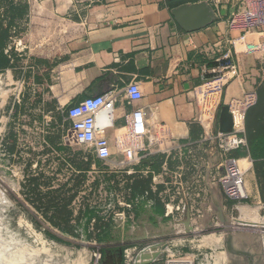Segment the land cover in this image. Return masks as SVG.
I'll return each instance as SVG.
<instances>
[{"label": "crops", "instance_id": "0c3cea01", "mask_svg": "<svg viewBox=\"0 0 264 264\" xmlns=\"http://www.w3.org/2000/svg\"><path fill=\"white\" fill-rule=\"evenodd\" d=\"M195 1L26 0L32 9L20 20L40 36L53 28L51 37L56 40L34 64L41 144L50 141L68 152L88 151L87 166L101 167L106 176L120 174L132 183L135 210L148 216L146 230L153 236L214 230L220 222L256 226L263 220L264 224V158L255 163L248 148L234 154L239 163L251 161L244 176L248 199L229 202L213 182L216 149L202 145L204 138L219 132L221 107L245 91L257 95L264 90L258 65L264 34L228 27L230 9L235 8V16L243 0H206L220 20L186 33L169 10ZM38 22L40 31L35 30ZM226 51L240 76L232 79L225 73L201 80L200 71L219 65L214 60ZM103 95L112 97V108L96 123L109 144L108 161L78 147L70 132L73 107ZM128 126L144 151L139 164L127 162L115 148L116 137ZM257 129L264 132V99L247 113L245 138L246 132ZM188 145L191 155L182 154L178 147ZM139 183L142 190L136 187ZM159 198L165 199L164 205ZM226 203L244 204L247 217L232 218L233 210L228 211Z\"/></svg>", "mask_w": 264, "mask_h": 264}, {"label": "rangeland", "instance_id": "374dc122", "mask_svg": "<svg viewBox=\"0 0 264 264\" xmlns=\"http://www.w3.org/2000/svg\"><path fill=\"white\" fill-rule=\"evenodd\" d=\"M11 7L13 12L5 17ZM30 8L26 0H0L1 24L8 27L10 18L14 23L8 27L5 50L16 60L12 75L0 70V264H136L140 253L156 243H167V249H159L160 260L150 264H232L228 245L260 256L259 264H264L263 220L256 226L220 222L214 230L150 235L148 216L135 210L132 183L120 174L106 176L101 167L87 166L88 151L68 152L50 141L41 144L34 64L56 40L53 28L40 36L20 21ZM36 29H41L39 22ZM248 161L239 164L247 170ZM136 187L142 190L143 185ZM159 201L164 205V198ZM226 204L232 218L247 217L244 204ZM209 235L222 236L212 244L203 241ZM235 236L258 243L240 240L237 246Z\"/></svg>", "mask_w": 264, "mask_h": 264}, {"label": "built area", "instance_id": "2783aa9c", "mask_svg": "<svg viewBox=\"0 0 264 264\" xmlns=\"http://www.w3.org/2000/svg\"><path fill=\"white\" fill-rule=\"evenodd\" d=\"M228 27L243 33L264 34V0H243L241 11L228 21ZM201 51L205 53L207 48H202ZM5 53H8V50H5ZM214 61L219 65L203 68L200 71L201 80L219 78L225 73L229 74V78L232 79L240 76L239 68L233 63L229 51L222 53ZM221 62H224L222 66H220ZM258 65L259 74L264 78V49L258 58ZM256 102L255 91H245L241 98L230 100L227 107L232 118V131L230 133L218 132L207 136L202 141L205 148L216 149L218 161L213 165V182L224 199L229 202L240 203L248 199L244 184L247 170L240 166L234 154L247 151L245 120L248 111L255 106ZM111 108L112 97L103 95L82 100L70 112L72 119L70 132L76 145L91 149L92 153L102 161H108L111 154L107 140L100 136L103 130L98 128L96 119L100 115L106 116ZM105 121L109 122L108 119ZM114 144L116 151L122 154L127 162L139 164L145 159V156L141 154L144 152L143 148L136 142L130 126L116 137ZM178 148L182 154L191 155L189 145Z\"/></svg>", "mask_w": 264, "mask_h": 264}, {"label": "water", "instance_id": "95a60500", "mask_svg": "<svg viewBox=\"0 0 264 264\" xmlns=\"http://www.w3.org/2000/svg\"><path fill=\"white\" fill-rule=\"evenodd\" d=\"M234 12L235 8H231V18ZM169 13L173 18L175 24L186 33L198 31L220 20L216 9L213 8V6L206 0H198L195 2H183L171 8L169 10ZM218 124L219 132L230 133L232 131V118L228 112L227 106L221 107L218 116ZM240 237L242 236L233 237V241L237 244V246H241L242 242L239 241ZM226 239L227 238H224V241ZM262 240V244L264 245V238H262ZM243 242L245 243V241ZM249 243H258V240L252 238L249 240ZM159 249L161 251H166L167 243H156L144 249L137 257L136 264H150L153 261H159L161 258V251ZM226 254L230 258L227 252Z\"/></svg>", "mask_w": 264, "mask_h": 264}, {"label": "trees", "instance_id": "16d2710c", "mask_svg": "<svg viewBox=\"0 0 264 264\" xmlns=\"http://www.w3.org/2000/svg\"><path fill=\"white\" fill-rule=\"evenodd\" d=\"M9 12H13L12 7L9 8L8 10H5L4 16L6 17ZM15 15L19 16V14H15ZM12 25H14L13 18L12 19L10 18V21L8 22V27L11 28ZM8 27H3L0 21V70H5V69L16 67V60L12 59V57L8 53H5L7 42L10 38V35H9L10 29ZM263 96H264V90L261 91L259 89L257 92V102L255 106L257 105L258 101H261L263 99ZM262 132L263 131H260V129H257L256 132H253L251 130L246 132L248 153H249L250 158L255 163H258L261 159L264 158V150L261 149L264 144V132L263 133ZM50 236L58 240L57 237L53 235H50Z\"/></svg>", "mask_w": 264, "mask_h": 264}, {"label": "flooded vegetation", "instance_id": "af4514ba", "mask_svg": "<svg viewBox=\"0 0 264 264\" xmlns=\"http://www.w3.org/2000/svg\"><path fill=\"white\" fill-rule=\"evenodd\" d=\"M227 253L232 260V264H259L261 262L260 256H255L245 249H234L228 245ZM255 257L257 258V260H254Z\"/></svg>", "mask_w": 264, "mask_h": 264}, {"label": "bare ground", "instance_id": "6f19581e", "mask_svg": "<svg viewBox=\"0 0 264 264\" xmlns=\"http://www.w3.org/2000/svg\"><path fill=\"white\" fill-rule=\"evenodd\" d=\"M248 163L250 164V161H248ZM222 236V235H221ZM221 236L220 237H214V235H209V236H207L206 238H204L203 239V241L204 242H210V243H212V244H215V243H218V242H220V240H221ZM224 238V237H223ZM241 239H239V241L240 240H242V241H245V242H249V240H250V237L249 238H247V237H240ZM3 241H5V240H3ZM241 241V242H242ZM4 253V252H3ZM3 253H0V254H2V255H4ZM8 254V253H7ZM6 255V254H5ZM1 257V256H0ZM224 258H226V257H224ZM223 258V259H224ZM4 260V259H3ZM227 260V259H226ZM169 264H170V262H169ZM171 264H191L190 262H172Z\"/></svg>", "mask_w": 264, "mask_h": 264}]
</instances>
